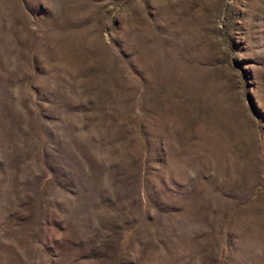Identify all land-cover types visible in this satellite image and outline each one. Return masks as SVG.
Wrapping results in <instances>:
<instances>
[{
    "label": "rangeland",
    "instance_id": "374dc122",
    "mask_svg": "<svg viewBox=\"0 0 264 264\" xmlns=\"http://www.w3.org/2000/svg\"><path fill=\"white\" fill-rule=\"evenodd\" d=\"M0 264H264V0H0Z\"/></svg>",
    "mask_w": 264,
    "mask_h": 264
}]
</instances>
